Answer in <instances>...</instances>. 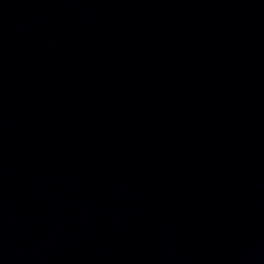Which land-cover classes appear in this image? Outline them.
Instances as JSON below:
<instances>
[{
  "label": "water",
  "instance_id": "1",
  "mask_svg": "<svg viewBox=\"0 0 264 264\" xmlns=\"http://www.w3.org/2000/svg\"><path fill=\"white\" fill-rule=\"evenodd\" d=\"M0 264H264V0H0Z\"/></svg>",
  "mask_w": 264,
  "mask_h": 264
}]
</instances>
